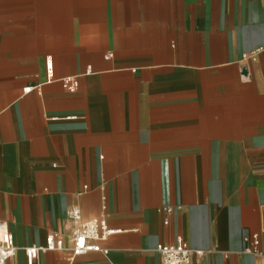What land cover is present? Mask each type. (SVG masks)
<instances>
[{
	"label": "crops",
	"instance_id": "crops-1",
	"mask_svg": "<svg viewBox=\"0 0 264 264\" xmlns=\"http://www.w3.org/2000/svg\"><path fill=\"white\" fill-rule=\"evenodd\" d=\"M60 1L0 0V222L18 248L8 264H27L23 249L50 234L70 246L75 207L117 232L100 243L109 254L45 252L35 264H163L158 247L183 242L204 252L191 264H264V0H119L168 18L161 62L74 41L61 53V32L100 30L77 19V0L62 13ZM79 75L74 93L59 81ZM254 235L259 254H248Z\"/></svg>",
	"mask_w": 264,
	"mask_h": 264
},
{
	"label": "rangeland",
	"instance_id": "rangeland-1",
	"mask_svg": "<svg viewBox=\"0 0 264 264\" xmlns=\"http://www.w3.org/2000/svg\"><path fill=\"white\" fill-rule=\"evenodd\" d=\"M104 2L91 1V8H85L84 1H76L77 19L93 22L99 25L100 32L79 33L78 23L74 33L61 32L60 51L67 52V44L75 42L78 51L82 46L94 50H114L112 56L118 55L127 58H139L149 55H157V61H163V48L167 35L165 23L168 21L164 16H145L139 11H121L122 3L119 0H109L106 11L103 6H97ZM136 5L138 1H127L125 4ZM66 1H60L61 13L66 11ZM86 4H88L86 2ZM124 4V5H125ZM91 6V5H90ZM114 9V11H111ZM82 50V51H83ZM85 52V51H84ZM86 53H89L88 51ZM108 54V55H110Z\"/></svg>",
	"mask_w": 264,
	"mask_h": 264
},
{
	"label": "built area",
	"instance_id": "built-area-1",
	"mask_svg": "<svg viewBox=\"0 0 264 264\" xmlns=\"http://www.w3.org/2000/svg\"><path fill=\"white\" fill-rule=\"evenodd\" d=\"M258 53L250 56H244L248 61L256 59ZM112 57V55H108ZM52 58H47V71L49 79L54 80ZM92 72V68L88 67L86 74ZM79 76H67L61 78L59 81L63 88L74 93L79 87ZM52 80V81H53ZM31 88L25 89L29 92ZM174 209L166 207L162 210L163 213L170 215ZM70 219L74 224L73 231L70 235L72 244L66 245L65 239L59 234H50L46 243L43 246H32L24 248L27 259V264H35L39 255L45 252H63L70 256L71 260H75L79 256H84L92 252H100L105 255L109 254V250L102 248L101 242L108 240L116 231L109 228L107 222L103 218H95L91 220H84L81 209L75 207L70 212ZM169 224V220L164 222ZM245 242L249 244L246 249L248 254H259L257 252L260 241L257 235L250 238H245ZM17 246L13 234L10 232L7 224L0 222V264H8L17 253ZM158 252L162 257L163 264H191L194 256L202 257L204 252L194 250L189 247L187 243H179L174 245H162L158 247Z\"/></svg>",
	"mask_w": 264,
	"mask_h": 264
},
{
	"label": "water",
	"instance_id": "water-1",
	"mask_svg": "<svg viewBox=\"0 0 264 264\" xmlns=\"http://www.w3.org/2000/svg\"><path fill=\"white\" fill-rule=\"evenodd\" d=\"M244 72H246V70Z\"/></svg>",
	"mask_w": 264,
	"mask_h": 264
}]
</instances>
